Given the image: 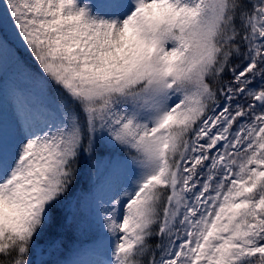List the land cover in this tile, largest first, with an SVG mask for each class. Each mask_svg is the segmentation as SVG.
I'll return each instance as SVG.
<instances>
[{
  "label": "snow or ice",
  "instance_id": "6c2138e0",
  "mask_svg": "<svg viewBox=\"0 0 264 264\" xmlns=\"http://www.w3.org/2000/svg\"><path fill=\"white\" fill-rule=\"evenodd\" d=\"M0 8V264H264V0Z\"/></svg>",
  "mask_w": 264,
  "mask_h": 264
},
{
  "label": "trees",
  "instance_id": "16d2710c",
  "mask_svg": "<svg viewBox=\"0 0 264 264\" xmlns=\"http://www.w3.org/2000/svg\"><path fill=\"white\" fill-rule=\"evenodd\" d=\"M2 8H0V12H2ZM4 66L7 69L5 73H0V84L7 82L9 78L13 76V66L11 58L7 55L4 56ZM18 86L20 87H27V86H34L28 82H22L17 80ZM93 180L90 178L89 171L87 168H82L80 173L79 183L75 190V197H81L82 195H87L89 189L91 188ZM82 208L85 215L91 217L95 213V201L89 198L87 201L82 202ZM71 240V237L69 238ZM44 259H55V257H48L45 256Z\"/></svg>",
  "mask_w": 264,
  "mask_h": 264
},
{
  "label": "rangeland",
  "instance_id": "374dc122",
  "mask_svg": "<svg viewBox=\"0 0 264 264\" xmlns=\"http://www.w3.org/2000/svg\"><path fill=\"white\" fill-rule=\"evenodd\" d=\"M16 88L20 87L14 78H10V80L0 85V114L5 115L9 120L14 118V110L17 101L13 93ZM24 89L29 90L33 96L39 95V90L35 86L24 87Z\"/></svg>",
  "mask_w": 264,
  "mask_h": 264
}]
</instances>
